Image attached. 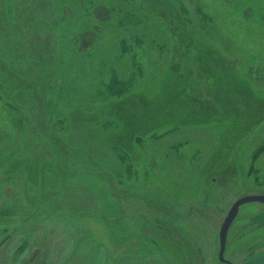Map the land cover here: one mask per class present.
Instances as JSON below:
<instances>
[{"label": "rangeland", "instance_id": "rangeland-1", "mask_svg": "<svg viewBox=\"0 0 264 264\" xmlns=\"http://www.w3.org/2000/svg\"><path fill=\"white\" fill-rule=\"evenodd\" d=\"M263 191L264 0H0V264L62 229L106 264H224ZM224 257L264 264V204Z\"/></svg>", "mask_w": 264, "mask_h": 264}, {"label": "crops", "instance_id": "crops-1", "mask_svg": "<svg viewBox=\"0 0 264 264\" xmlns=\"http://www.w3.org/2000/svg\"><path fill=\"white\" fill-rule=\"evenodd\" d=\"M119 184V181L115 180L114 184ZM115 199V200H114ZM110 200L112 201L111 206H113V204H115V210H116V216H118L117 218L120 219L121 217L124 218H134L136 217L135 215L131 214L130 212H126L128 214H126V216H123L121 214V211H119V204H121V206H123V208H125L124 206V202L122 204V202L117 201L116 198H114V196L112 195L110 197ZM126 211V209H125ZM138 218L142 219L143 221H145L147 219L146 215L144 212L140 213L139 216H137ZM82 232V236L81 233H79L78 231L75 233H71L70 231H68L67 229H62L60 236H63V241L61 245H55V241H53L52 245L50 244V247L47 248V262L49 264H106V247L103 244H96L95 246H92L91 248H85L83 250V253H79V255L75 256V252L77 251V247L79 246V244L85 240L87 238V232L85 231H81ZM81 236L78 237V239L76 238H71L69 239V236L73 235V236ZM173 246H178L180 247V251L183 252L182 250H184L181 245L172 243ZM132 251H134V249H132ZM165 251H162L160 253H158V257L160 258H147V259H143V260H139L136 259L135 255H127L125 257H120L117 258L115 260H113L111 263L113 264H168V260L171 262V264H175V262L171 259V258H167L165 259V256L163 255ZM166 253V252H165ZM162 256V257H161ZM170 256V255H169ZM38 262V261H37ZM14 264H21V261L16 262ZM31 264H37L36 260L34 261V263Z\"/></svg>", "mask_w": 264, "mask_h": 264}, {"label": "water", "instance_id": "water-1", "mask_svg": "<svg viewBox=\"0 0 264 264\" xmlns=\"http://www.w3.org/2000/svg\"><path fill=\"white\" fill-rule=\"evenodd\" d=\"M249 203H259L264 204V194H247L237 198L230 206L228 212L226 213L223 221L220 225L218 232V260L224 264H232L230 261L226 260L224 257V253L227 245V236L230 227L232 226L234 220L236 219L240 207L249 204Z\"/></svg>", "mask_w": 264, "mask_h": 264}, {"label": "trees", "instance_id": "trees-1", "mask_svg": "<svg viewBox=\"0 0 264 264\" xmlns=\"http://www.w3.org/2000/svg\"><path fill=\"white\" fill-rule=\"evenodd\" d=\"M33 86V85H32ZM34 87V86H33ZM36 87H34V89H35ZM36 90V89H35ZM71 147H73L72 145H70ZM261 194H264V191L263 192H261Z\"/></svg>", "mask_w": 264, "mask_h": 264}]
</instances>
